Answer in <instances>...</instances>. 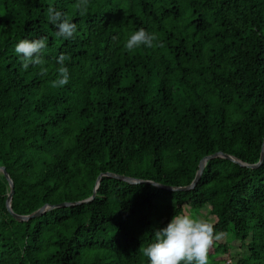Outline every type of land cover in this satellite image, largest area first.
Listing matches in <instances>:
<instances>
[{"label":"trees","instance_id":"1","mask_svg":"<svg viewBox=\"0 0 264 264\" xmlns=\"http://www.w3.org/2000/svg\"><path fill=\"white\" fill-rule=\"evenodd\" d=\"M76 2L0 0V167L14 214L87 200L100 174L184 187L208 155L259 161L264 0H89L85 15ZM50 6L77 25L74 39L56 35ZM140 28L162 47L129 53ZM41 38L44 76L15 52ZM62 53L70 82L53 87ZM8 193L0 173V264H151L139 249L185 209L229 237L208 264H264V159H210L184 192L103 176L93 200L23 222Z\"/></svg>","mask_w":264,"mask_h":264},{"label":"clouds","instance_id":"2","mask_svg":"<svg viewBox=\"0 0 264 264\" xmlns=\"http://www.w3.org/2000/svg\"><path fill=\"white\" fill-rule=\"evenodd\" d=\"M89 6V0H77L73 7L85 15ZM49 21L58 29L56 35L65 40L74 39L77 33V25L68 16L54 7L47 10ZM118 37H114V40ZM46 38L36 40H21L15 47V52L22 57L23 70L27 71L29 66H39L40 75L47 74L48 69L44 67L46 60L43 53L47 48ZM125 49L131 53L140 47L154 48L162 47L158 42L156 34L140 28L134 32L125 42ZM70 56L61 54L57 58L60 65L57 69L59 78L52 82L53 87H63L70 82L69 69L65 67V61ZM225 233L214 232L213 224L192 218L188 215L175 214L166 227L154 230L155 241L147 248L141 247L139 251L150 260L151 264H208V252L214 242L223 239Z\"/></svg>","mask_w":264,"mask_h":264},{"label":"water","instance_id":"3","mask_svg":"<svg viewBox=\"0 0 264 264\" xmlns=\"http://www.w3.org/2000/svg\"><path fill=\"white\" fill-rule=\"evenodd\" d=\"M214 158H222V159L228 160V161H230L232 163L238 164L239 166H242V167H247V168H250V169H256L262 164L263 159H264V139H263L262 146H261V152H260L259 161L256 164H253V165L243 164L242 162H240L239 160H237L236 158H234V157H232L230 155L224 154L222 152H217V153H214L212 155H208L206 157H203L200 160V162L198 164V169H197L196 174L194 176V179L192 180V182L188 186L171 187V186H165V185L157 184V183L150 182V181H143V180L133 179V178L120 176V175H116V174L105 173V174H100L97 177L96 182H95V186H94L93 194H92V196L89 199L84 200L82 202H76V203H60V204H57V205H44L41 208H39L38 210H36L35 212H33L32 214L24 215V216L23 215H16V214H14L12 212V210H11V200H12V195H13V183H12V180L10 179V177L7 174V172H6L4 167H0V173L6 179V181L8 183V187H9V193H8V195L6 197V201H5V206H6L7 212L10 214V216L14 220H16L18 222H23V221H28L29 219H32V218H35V217H39L43 213H45V212H47V211H49V210H51L53 208L68 207V206H73V205H76V204L86 203L88 201L93 200V198L95 196V191H96V189L99 186V182H100L101 177H103V176L114 178V179L123 181V182H125L127 184H130V185L144 183V184L152 185V186H154V187H156L158 189H163V190H166V191H182V192H184V191L192 190L195 187V185L197 184V182L199 181V179H200V177L202 175L205 163L208 160L214 159Z\"/></svg>","mask_w":264,"mask_h":264},{"label":"rangeland","instance_id":"4","mask_svg":"<svg viewBox=\"0 0 264 264\" xmlns=\"http://www.w3.org/2000/svg\"><path fill=\"white\" fill-rule=\"evenodd\" d=\"M184 212H185L184 213L185 215H188V216H190L192 218H199V219L204 220V221H207L209 223H212L213 222L212 216H210L207 213V211H197V212H193V211H189L188 209H185ZM228 239H229V237L227 235H225L223 237V239L220 240V241H218L217 243L223 244V243L227 242ZM230 253H231L232 256H234V260H236L237 257L240 256L243 253V251L240 250L239 248L234 247V248H231Z\"/></svg>","mask_w":264,"mask_h":264}]
</instances>
